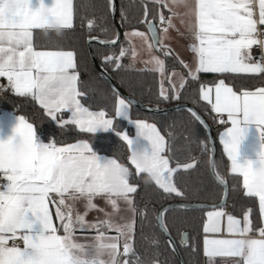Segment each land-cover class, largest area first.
<instances>
[{"label":"snow or ice","instance_id":"6c2138e0","mask_svg":"<svg viewBox=\"0 0 264 264\" xmlns=\"http://www.w3.org/2000/svg\"><path fill=\"white\" fill-rule=\"evenodd\" d=\"M151 2L169 7V0ZM30 4L31 0H0V78H6L8 87L17 96L34 100L44 114L62 129L74 126L85 134L113 129L114 119L105 110H90L82 103L85 93L78 86L77 53L74 50H37L34 44V31L49 33L52 20L60 28L59 34L74 28V0H54L52 7H46L41 0L35 10ZM171 4L186 9L183 13L189 18L186 30L194 38L188 46L194 53V67L178 56L174 59L188 69L191 81H198L201 73L216 74L212 86L200 84L199 99L207 102L212 112L227 115L231 126L220 134V143L231 162V172L243 178L244 195L258 198L259 216L264 221V189H253L249 184L252 162L242 164L238 159L247 124L255 123L258 130L264 128V86L242 90L244 84L237 85L234 79L264 76V39L259 38L258 29V25L264 27V0H171ZM109 7L115 11V0H109ZM169 11L172 17L178 15L172 8ZM144 17L152 37L148 44L149 59L145 63L153 65L151 70L159 72L163 78L160 97L164 100L170 98L169 89L163 86L166 81L171 86L172 98L178 99L180 89L187 81L181 76L177 86L174 82L176 72L166 76L165 60L152 54V49L158 47L164 57L173 56L172 49L163 43L157 36V29L148 21L147 4L144 5ZM172 17H165L163 13L159 15L165 35L175 27ZM181 23L185 21L181 19ZM93 26L94 21H89L88 27L91 29ZM129 36L145 37V33L133 31ZM117 40L110 43L115 45ZM92 42L90 37L89 43ZM253 46L262 49L259 59L252 56ZM130 47L135 58L134 46ZM126 54L127 50L121 48L119 57L107 56L105 60L120 69L119 59ZM0 90H3L2 86ZM129 110L130 103L117 96L115 117L130 119ZM187 110L195 121L206 125L193 108ZM65 112L70 114L67 119L63 118ZM130 122L135 124L137 135L151 146L148 154L156 172L155 185L166 194L182 197L184 193L173 182V176L181 169H194L197 162L170 166L169 141L156 124L145 120L130 119ZM117 135L128 149L132 148L134 141L126 132H117ZM14 138L26 141L28 154L18 171L0 161V173L6 181L0 184V264H159L158 260L142 258L135 247L136 216L143 218L146 215L134 203L132 194L137 192V187L130 183L129 177L121 182L119 188H113L102 179L105 166L116 163L115 159H107L102 164L86 140L63 146L54 141L38 144L34 125L24 116L18 118L14 135L8 140ZM4 142L0 139V147ZM65 153L68 154V168L59 175L50 174L49 165L58 155ZM130 163L137 175L144 174L134 161L130 160ZM217 179L220 184L226 183L219 176ZM98 197L104 198L110 211L98 208L94 202ZM77 202H83V214L76 208ZM121 202L125 208H121ZM52 206H55L54 215ZM94 210L102 212L105 218L95 223L87 221L88 212ZM123 211L130 215H121ZM167 211L164 208L160 214ZM252 215V208H247L240 219L227 213L222 206H214L206 212L202 230L207 264H218L217 258H233L234 264H264V226L255 229ZM101 227L114 231L116 235L108 236L100 230ZM160 227L167 231L163 224ZM91 229L96 230L94 243L79 242L77 230ZM61 230L63 235L59 234ZM254 230L258 232V238H249ZM17 239L23 241V247L9 246V241ZM169 243L174 249L175 245L171 241ZM221 264H226V260Z\"/></svg>","mask_w":264,"mask_h":264},{"label":"trees","instance_id":"16d2710c","mask_svg":"<svg viewBox=\"0 0 264 264\" xmlns=\"http://www.w3.org/2000/svg\"><path fill=\"white\" fill-rule=\"evenodd\" d=\"M148 8V21L159 23L160 13H165L161 5L147 0H118L119 22L124 30L147 31L144 22V5ZM89 21H94L93 28L88 27ZM117 36L116 27L112 20V9L109 0H74V28L65 30L62 34L55 31L45 33L42 30L34 32V44L37 50H74L79 64V88L85 93L82 103L90 110H105L114 119L113 129L103 133L85 134L74 126L60 128L55 120L47 117L40 106L30 97L17 96L8 86L0 90V111L9 112L18 117L24 116L33 123L37 138L43 142H55L58 146L86 140L93 152L116 158L131 170L130 183L137 187L132 194L138 210L145 212V217L136 216L135 247L137 253L146 260H158L159 264H179L164 233L158 225L159 210L171 202H198L217 204L223 196V188L214 180L210 173V145L208 137L201 124L186 110L170 112L166 115H149L131 107L133 119L147 120L156 124L157 128L169 141L171 149L170 164H184L196 161L194 169H181L173 176V182L184 193L182 197L166 194L155 185L154 181L144 182V174L137 175L130 163V151L121 141L117 132L125 130L132 133L128 122L115 117V104L118 94L115 93L107 80L97 72L89 52L87 41L95 37L104 41H113ZM125 38L114 47L92 45V50L99 63L107 70L118 85L131 97L153 107H167L176 103L189 104L195 107L207 120L213 129L217 146L216 171L229 185L228 208L231 214L242 218L247 208L253 210V224L255 229L263 226L259 216L258 199L246 197L243 189V178L231 172L230 161L220 143L221 130L208 104L199 99L201 83L213 85L216 74H198V81L187 78L185 87L180 89L178 99L172 98L169 89L168 100L160 97L161 81L157 72L147 68L136 67L129 63V50L126 48ZM121 48L127 54L119 59L122 67L115 68L114 63L107 62L105 57H119ZM169 68L181 67L174 56L165 57ZM237 85L244 84L242 90H254L257 86H264V76L235 77ZM2 83V85H1ZM67 113H63V117ZM208 210H169L164 217V224L173 238L178 242L184 232L188 233V243L179 245L186 264H207L202 254V225ZM155 241V243H154ZM221 264V259H217Z\"/></svg>","mask_w":264,"mask_h":264},{"label":"crops","instance_id":"0c3cea01","mask_svg":"<svg viewBox=\"0 0 264 264\" xmlns=\"http://www.w3.org/2000/svg\"><path fill=\"white\" fill-rule=\"evenodd\" d=\"M147 1H151V0H147ZM40 2H41V0H31V4H30L31 8L33 10H35L36 8H38L40 6ZM43 3L46 7H52L54 0H43ZM163 8L166 11L165 13H163V15L165 17H172V13L169 11V8H172L173 11L178 13V15L175 17H172V23L174 24L175 27L170 28L167 35H165L163 33L162 28H161V22L159 21V23L157 24L158 29H159V38L163 40V43L165 45H167L168 47H170L172 49L173 56H178L180 59H182L183 61H185L186 63H188L194 67V53H192L188 47L189 44L194 42V38H193L192 34L186 30V24H187V21L189 19L187 16H183V13L186 11V9L182 6L172 5L171 0H169V7H163ZM256 11H257V18H258V8ZM181 19H183L185 21L184 24L181 23ZM259 27H261L264 30V27L258 25V28ZM133 31L143 32V33H145V37H130L129 34ZM124 38L126 41L125 42L126 48L129 50V59H128L129 63L133 66H136V67H142V68H147V69L151 70L153 68V65L145 63V61H147L149 59L148 44L152 42L148 31L137 30V29L126 31V32H124ZM130 45L134 46V49L137 53L135 58H133V56H132V47H130ZM251 52H252V56H253V48L251 49ZM152 54L157 55L161 59L165 60L166 76L171 75V73L173 71L177 73V75L174 77V82L177 84V86H179L181 76H183V78L185 80H187V78H189L187 75L188 69L184 68L182 65L179 68H177V67L169 68L167 66L165 57L162 55V53L159 50H156L155 48L152 49ZM157 73L159 75L160 81H162L163 78L161 77L160 73L159 72H157ZM0 82H4L3 86L4 85L8 86V82H7L6 78H0ZM1 85H2V83H1ZM163 86L165 89H171V86L166 81L164 82ZM209 86H212V85H209ZM203 102H205V101H203ZM205 103L207 104V102H205ZM210 108H211V106H210ZM213 114L216 117L218 125H219L222 117L227 118L226 114H223L222 116L218 115L214 112H213ZM69 115L70 114L67 113V116H65L63 118L67 119ZM129 117L132 121L142 120V119H133L131 117V106H130V110H129ZM18 118H19L18 116L14 115L12 113L0 111V139L6 140L9 137L14 135V129L18 123ZM119 118L126 120L129 124V126L132 128V133H129V131H127V130L123 131V132H126L128 134V136L134 141L132 148H134L138 151H146L150 154L151 146L146 139L137 135V129H136L135 124L130 122V119H126L124 116H120ZM145 121H147V120H145ZM147 122H149V121H147ZM149 123H151V122H149ZM230 126H231L230 122H228V125L226 127L220 128L221 133L224 132L227 127H230ZM110 130L111 129H109L107 131H110ZM107 131L97 130V132H95V133H103V132H107ZM262 132H264V128H262L261 130H258L257 125L255 123H248L247 124L246 132H245L244 138L241 141V145H240V149H239L240 155H239L238 159H239L240 163L243 164L247 161H255L257 158V153H259L262 149H264V138H262ZM35 133H36V131H35ZM36 142L38 144L50 143V142L40 141L37 138V135H36ZM96 155L98 157H100V162L102 164L104 162H106L107 159L111 158V157L105 156V155H99V154H96ZM170 166H171V164H170ZM230 168H231V162H230ZM234 174H236V173H234ZM237 175H239V174H237ZM0 177L3 178L2 173H0ZM54 198L58 199V197H54ZM94 202L96 203L98 208H103L106 211H110V208L105 203L104 198L98 197L95 199ZM69 203H72V202L69 201ZM120 206H121V208L126 207V205H124L122 202H121ZM83 207H84L83 202H77L76 203V208L78 210L83 209ZM224 210L227 213L231 214V212L228 208H224ZM52 211H53V215H54L55 206H52ZM84 211L85 210H82L81 214H83ZM97 213L99 214V211L94 210V211L88 212V214L86 216L87 221H89L90 223H95L97 220H102V218H98L99 216H97ZM121 215L127 217L130 215V213H128L127 211H123L121 213ZM240 219H242V218H240ZM54 222L57 224V226H59V221L55 220V217H54ZM262 222H263V226H264V221H262ZM37 227H39V226H37ZM101 229H103L105 232H111V233L116 235V233L114 231H111L107 228L102 227ZM95 233H96L95 229L86 230L83 232L77 230L76 237H84L86 235H91V234H95ZM59 234L63 235V231L61 230L59 232ZM204 235L205 234H203V238H204ZM203 238H202V254H203ZM249 238H258V232L254 230L252 233L249 234ZM9 246H12L10 244V241H9ZM203 258L207 262V259L204 256V254H203ZM217 259L226 260V264H234L233 258H217Z\"/></svg>","mask_w":264,"mask_h":264},{"label":"water","instance_id":"95a60500","mask_svg":"<svg viewBox=\"0 0 264 264\" xmlns=\"http://www.w3.org/2000/svg\"><path fill=\"white\" fill-rule=\"evenodd\" d=\"M118 10H119V6H118V0H115V11H112V20L113 23L116 27V32H117V36H119L118 40H117V36L115 38V40H117V43L115 45H113L112 43H110L111 41H105L108 43H105L103 45L99 44V41H104L95 37H91L93 38V42L89 43L90 38L87 41V45L89 47V52H90V56L92 59V62L97 70V72L99 73V75L104 78L105 80H107L109 82V84L111 85L113 91L115 93L118 94V96L120 98H124L126 99L129 103L130 106L149 115H166L169 114L170 112H176V111H182V110H186L188 108H193L201 117L202 119L206 122V125H201L202 128L204 129L208 140H209V145H210V164H209V169H210V173L212 175V177L214 178V180L223 188V196L222 199L219 203L217 204H208V203H198V202H191V203H187V202H181V201H177V202H171L166 204L165 206H163L157 215V220H158V225L159 228L161 229V231L164 233L168 243L171 241L172 245H175V248L173 249V247L170 245L172 251L174 252V254L176 255V258L179 262V264H186L185 260L181 254L179 245L181 246H185L188 243V233L184 232L181 235L180 240L177 242L173 236L170 234V232L164 231L163 228L160 227L161 224H164V217L165 214L172 209H181V210H212V208L214 206H222L225 207L228 203V198H229V185L226 182L225 184H220L219 180L217 179L218 173L216 171V158H217V146H216V141H215V137L213 135V129L211 127V125L207 122V120L205 119V117L192 105L189 104H184V103H176L167 107H153V106H149L133 97H131L129 94H127L119 85L118 83L115 81V79L113 78V76L107 71L105 70V68L99 63V61L97 60V58L94 55V52L92 50V45L94 44H98L101 45L103 47H114L118 44H120L124 38V30L119 22V15H118ZM152 22V26H154L157 29V36L159 37V29L157 26V23H155L154 21ZM146 28L147 31L151 37V33L149 32V24L146 23ZM152 40V37H151ZM156 50H159L158 47L155 48ZM220 177V176H219ZM167 208V212L163 213V215H161V210ZM159 216V219H158ZM166 227V226H165Z\"/></svg>","mask_w":264,"mask_h":264},{"label":"clouds","instance_id":"9594fccd","mask_svg":"<svg viewBox=\"0 0 264 264\" xmlns=\"http://www.w3.org/2000/svg\"><path fill=\"white\" fill-rule=\"evenodd\" d=\"M53 31L60 33V28L55 20L50 21ZM129 159L135 162L144 173V182L150 183L154 180L156 172L153 168V160L146 151H138L134 148L129 149ZM28 154V144L23 138L5 140L0 147V161L12 170L18 171L23 167L25 157ZM116 160V163H108L103 171L102 179L105 183L113 188H119L121 182L130 177L131 170L124 163L119 162L116 158L111 157L109 160ZM252 162V171L249 176V184L253 189H264V149L257 153V158ZM69 166L68 154L58 155L57 158L49 165V172L52 175H59Z\"/></svg>","mask_w":264,"mask_h":264},{"label":"built area","instance_id":"2783aa9c","mask_svg":"<svg viewBox=\"0 0 264 264\" xmlns=\"http://www.w3.org/2000/svg\"><path fill=\"white\" fill-rule=\"evenodd\" d=\"M258 29L260 30L259 38L260 39H264V30L261 27H259ZM261 53H262V49L260 47H258V46H254L253 47V58L254 59H259V57L261 56ZM2 88L4 89V87H2ZM221 120H223L224 123H219L218 127L219 128L226 127L228 125L227 118L226 117H222ZM2 183H5V180L0 177V184H2ZM10 244L11 245L15 244V245H17L19 247H23V241L19 240V239L15 240V241H10Z\"/></svg>","mask_w":264,"mask_h":264},{"label":"rangeland","instance_id":"374dc122","mask_svg":"<svg viewBox=\"0 0 264 264\" xmlns=\"http://www.w3.org/2000/svg\"><path fill=\"white\" fill-rule=\"evenodd\" d=\"M82 210H85V208L83 207V209H79V212L82 213ZM97 216H99L98 218H102V220L105 218L104 214L102 212H99V214L97 213ZM102 228V227H101ZM101 231H104L103 229H100ZM106 234L108 236H115V234L111 233V232H106ZM95 234H91V235H86L84 237H77L78 241L81 243H85V244H91L94 243L93 237H95ZM122 250V249H121Z\"/></svg>","mask_w":264,"mask_h":264}]
</instances>
